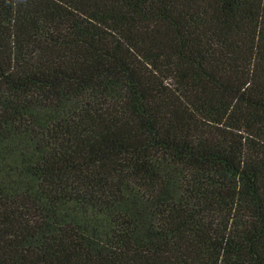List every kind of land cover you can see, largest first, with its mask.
I'll return each mask as SVG.
<instances>
[{
  "label": "trees",
  "instance_id": "trees-1",
  "mask_svg": "<svg viewBox=\"0 0 264 264\" xmlns=\"http://www.w3.org/2000/svg\"><path fill=\"white\" fill-rule=\"evenodd\" d=\"M0 264H264V0H0Z\"/></svg>",
  "mask_w": 264,
  "mask_h": 264
}]
</instances>
